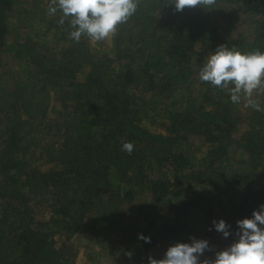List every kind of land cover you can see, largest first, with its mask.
Returning <instances> with one entry per match:
<instances>
[{"label":"trees","instance_id":"16d2710c","mask_svg":"<svg viewBox=\"0 0 264 264\" xmlns=\"http://www.w3.org/2000/svg\"><path fill=\"white\" fill-rule=\"evenodd\" d=\"M50 4L0 0V264H80L71 240L85 218L96 211L103 229L118 227L121 205L145 190L152 202L143 212L149 226L104 261L119 263L122 252L128 263L145 264L154 250L190 244L191 226L215 243L216 250L204 252L215 260L238 241L237 221L264 205V88L257 89L262 110L251 113L248 131L238 138L229 106L218 97L217 109H208L213 92L223 90L199 80V56L214 42L264 52V0H216L183 11L173 0H137L135 13L117 26L110 53L92 52L87 35L79 43L70 39L71 18L62 24L58 9L50 19ZM228 6L256 18L251 36L214 38V20L227 15ZM40 24L46 31L33 36L29 31ZM13 32L24 34L9 43ZM11 58L24 63L20 75ZM146 94H160L162 101ZM54 98L60 108L51 118ZM157 118L166 121L165 134L145 125ZM196 138L210 145L198 169L180 151ZM125 142L134 145L131 154L122 151ZM235 144L241 158L231 157ZM164 201L174 218L160 226L157 209ZM36 207L50 211L48 230L35 227ZM221 219L230 225L227 238L213 224ZM57 234L66 236L61 246Z\"/></svg>","mask_w":264,"mask_h":264},{"label":"clouds","instance_id":"9594fccd","mask_svg":"<svg viewBox=\"0 0 264 264\" xmlns=\"http://www.w3.org/2000/svg\"><path fill=\"white\" fill-rule=\"evenodd\" d=\"M216 0H173L176 11L186 7L212 6ZM137 0H51L49 15H55L59 9L63 18L70 17V39L79 43L82 35L93 41H102L114 35L117 26L126 22L136 11ZM201 82L210 83L219 89H229L231 102H241V95L246 101L244 106L261 111L257 101L252 99L253 92L264 88V52L242 53L219 46L211 54L198 73ZM232 86L229 88V86ZM134 145L125 142L122 151L131 154ZM216 231L227 238L230 225L221 219L213 221ZM239 239L228 249L216 254L211 264H264V205L254 210L251 218L237 221ZM139 239L150 242L142 234ZM209 249L207 240H195L192 243H176L170 246L164 258L149 257V264H209L199 257ZM131 256V253L128 254Z\"/></svg>","mask_w":264,"mask_h":264},{"label":"rangeland","instance_id":"374dc122","mask_svg":"<svg viewBox=\"0 0 264 264\" xmlns=\"http://www.w3.org/2000/svg\"><path fill=\"white\" fill-rule=\"evenodd\" d=\"M39 6L45 7V4L48 3L50 0H38ZM228 14L225 15H218L214 20V25L218 27V31H215L214 38L219 37L226 40L235 39L239 35H246L251 36L253 32V24L254 19L253 17H248L241 12L237 11L235 6H228ZM54 15H50V19L53 18ZM49 18V17H48ZM13 24H15V19L10 21V27L13 30ZM34 31H29L30 33L38 34L40 32L46 31L47 27L44 24H40V26H34ZM16 33V34H15ZM23 32H13L11 36L8 37V42L12 43L16 36ZM23 37V36H22ZM114 37L115 34L110 36L107 39L102 41H93L90 38L88 39V44L92 50V52H106L110 53L113 51L114 47ZM21 38V37H20ZM47 42L48 45L52 46L50 43L52 40L51 38ZM219 46H222L221 43L214 42L212 43L206 51L205 56H199L200 61L202 60L203 65L206 63L207 58L213 54ZM11 66L13 69L20 75V73L25 71L24 63L20 64L19 61L15 58H11ZM202 68L199 67L197 70L199 71ZM88 70L83 71L79 76V79L82 81L87 76ZM232 86L230 85L229 88ZM215 89V88H214ZM216 90V89H215ZM214 104H209L208 109L214 111L217 109L216 102H218V97L221 99L223 104L229 106V109L233 115V117L238 120L237 124V132L235 136L238 138L242 136L246 131H248L249 127V116L251 113L255 111V109L251 107H245V100L243 95H241V102L238 104H234L231 102L229 89H223V93L218 96L217 92L214 91ZM140 95L138 91H132V96ZM174 97V94L172 95ZM180 96V93H179ZM261 97L262 92L256 90L253 92L252 99L257 101L259 105H261ZM146 98L148 99H156L162 101V96L159 94H146ZM53 111L50 114L51 118H54L56 115V111L60 108V102L54 98L53 100ZM165 120L162 118L152 119L148 121L145 125L154 133H161L165 134L166 130L163 128L165 125ZM239 140V139H238ZM210 150V145L204 142L203 139L196 138L193 140L185 141L180 146V151L184 152L186 155H189L193 158L195 165L198 168H203V163L208 158V153ZM243 156V151L239 147V144H235L231 150V157L233 158H241ZM236 168V167H235ZM235 168H232L234 170ZM206 187V186H205ZM210 189H213V185L207 186ZM107 200V197H105ZM151 202L150 193L148 190L140 191V193L135 194L134 199L129 202H124L121 205L122 215L118 221V227H113L110 230L103 229V225L96 221V211H93L90 215H88L84 223L80 229V231L75 234L71 240V244L78 250L79 257L78 261L80 264H111L104 261V256H107L109 251L114 250L116 248H121L123 243L122 240H125L128 237L139 235L142 229H145L149 226L148 221L144 216L147 214H143L145 204ZM152 203V202H151ZM169 205L167 201L161 203V205L157 209L158 215V223L160 226L162 224H166L172 222L171 220L174 218L173 212H169ZM169 213V216H168ZM143 214V215H142ZM51 216L50 211L45 207H36V215H35V227L38 229L48 230L47 224L49 218ZM193 229L192 231V238L195 240H207L209 246L213 247L216 250V245L211 240L204 238L200 233H196L195 230L198 229L197 226H191ZM66 236L57 234L55 236V241L57 242L58 246H61L65 242ZM190 243V244H191ZM163 244V243H162ZM160 251V252H159ZM165 252L162 249L154 250L151 254V258L153 259H162L165 256ZM162 256V257H161ZM119 259L121 260L119 263L114 264H131L128 263L124 259V254L120 252ZM199 259L207 260L211 263L214 258L206 257L204 254L199 257ZM145 264H149V258L145 261Z\"/></svg>","mask_w":264,"mask_h":264}]
</instances>
